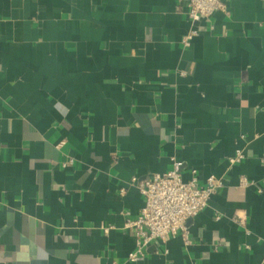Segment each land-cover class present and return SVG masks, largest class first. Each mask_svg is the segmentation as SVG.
Segmentation results:
<instances>
[{"label": "crops", "instance_id": "crops-1", "mask_svg": "<svg viewBox=\"0 0 264 264\" xmlns=\"http://www.w3.org/2000/svg\"><path fill=\"white\" fill-rule=\"evenodd\" d=\"M225 1L0 0V264H264V0ZM171 158L223 185L131 261Z\"/></svg>", "mask_w": 264, "mask_h": 264}, {"label": "built area", "instance_id": "built-area-1", "mask_svg": "<svg viewBox=\"0 0 264 264\" xmlns=\"http://www.w3.org/2000/svg\"><path fill=\"white\" fill-rule=\"evenodd\" d=\"M228 13L225 0H187V18L195 23L214 11ZM196 34L192 27L182 38L189 45ZM243 154L236 150L228 160L230 163L241 161ZM242 185L248 183L241 177ZM130 184L135 185L144 195V205L136 216L125 212L124 228L133 233L134 247L128 252V259L137 261L144 253L147 244L154 238L166 240L180 232L188 241L186 220L197 215L206 205L210 195L223 185V180L215 175L204 176L195 168L185 173L183 161L171 158V166L150 176H132Z\"/></svg>", "mask_w": 264, "mask_h": 264}]
</instances>
